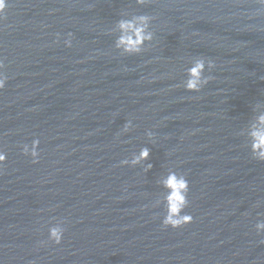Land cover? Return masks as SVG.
I'll use <instances>...</instances> for the list:
<instances>
[{
	"label": "water",
	"instance_id": "95a60500",
	"mask_svg": "<svg viewBox=\"0 0 264 264\" xmlns=\"http://www.w3.org/2000/svg\"><path fill=\"white\" fill-rule=\"evenodd\" d=\"M0 63V264H264V0H8Z\"/></svg>",
	"mask_w": 264,
	"mask_h": 264
},
{
	"label": "clouds",
	"instance_id": "9594fccd",
	"mask_svg": "<svg viewBox=\"0 0 264 264\" xmlns=\"http://www.w3.org/2000/svg\"><path fill=\"white\" fill-rule=\"evenodd\" d=\"M143 3L144 0H141ZM8 7V0H0V15H2L6 8ZM149 17L141 16L138 18L139 23L136 21H121L120 28L123 32H131L133 36H124L122 37L121 43L125 45V51L128 52H139L143 47V42L145 40H151L152 35L150 32H147V25L149 22ZM209 63V67H213ZM204 62L199 61L195 67V72L193 74V79H190L187 88L189 90L199 91L200 82L207 83L208 79L203 77L204 71ZM3 68V64L0 63V69ZM6 84V77L0 72V89L4 88ZM260 122L264 123V116L260 117ZM253 150L257 153V158L264 160V152L260 151L261 147H264V130L254 131L253 132ZM38 144V141L36 142ZM25 154H29V149L27 146L24 147ZM31 156L38 158L39 152L36 151L35 146H33L32 151L30 152ZM149 156V150H142L140 157L133 161V163H138L140 159H147ZM7 159L6 155L0 151V163H3ZM165 187H167L170 192L168 196V215L163 220L165 226H172L173 228H178L184 224L191 223V216L181 215V211L186 204V193L188 184L187 181L176 176L175 173L169 175L165 181ZM264 227V225H261ZM64 236V230L62 228H53L51 229L50 239L54 240L57 244L61 243Z\"/></svg>",
	"mask_w": 264,
	"mask_h": 264
}]
</instances>
